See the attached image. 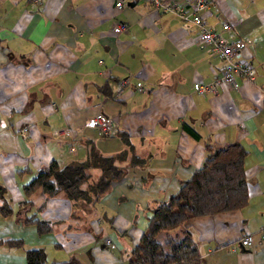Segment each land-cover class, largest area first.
<instances>
[{
	"label": "crops",
	"instance_id": "obj_1",
	"mask_svg": "<svg viewBox=\"0 0 264 264\" xmlns=\"http://www.w3.org/2000/svg\"><path fill=\"white\" fill-rule=\"evenodd\" d=\"M114 1L0 0V184L12 208L0 213V264H25V246H41L44 264L69 256L128 264L155 202L200 165L204 143L234 140L246 150V203L186 217L168 232L188 230L202 264H264V0H209L206 23L231 22L253 76L234 73L233 85L202 92L192 80L209 83L222 60L197 45L192 24L145 0ZM117 22L126 29L115 32ZM97 112L110 118L106 132L91 123ZM89 146L124 150L115 160L123 173L97 199L46 196L39 187L23 193L50 158L81 160ZM89 172L95 178L98 167ZM32 211L51 229L23 222ZM244 233L252 245L239 243Z\"/></svg>",
	"mask_w": 264,
	"mask_h": 264
},
{
	"label": "trees",
	"instance_id": "obj_2",
	"mask_svg": "<svg viewBox=\"0 0 264 264\" xmlns=\"http://www.w3.org/2000/svg\"><path fill=\"white\" fill-rule=\"evenodd\" d=\"M187 131L196 136L190 128ZM204 147L206 151L200 165L179 181L174 192L155 202L137 241L129 248L128 264H202L188 230H183L176 237L168 231L186 217L240 207L246 203L247 185L243 169L245 148L236 140L222 144L205 142ZM122 155L123 149L101 154L89 146L87 155L81 160L59 163L50 158L22 183V191L28 195L39 187L46 196L62 192L70 199L93 201L112 179L123 173L122 167L115 162ZM92 166L98 167V174L89 180V168ZM21 202L30 204L27 199ZM40 206L38 204L36 208ZM11 210L5 187L0 184V213L6 215ZM21 219L26 223H34L38 232L51 229V222L36 216L33 211L22 214ZM162 231L166 234L161 237ZM19 242V239H13V243ZM23 249L25 264H44L41 246H25ZM59 264L77 263L75 257L69 256Z\"/></svg>",
	"mask_w": 264,
	"mask_h": 264
},
{
	"label": "built area",
	"instance_id": "obj_3",
	"mask_svg": "<svg viewBox=\"0 0 264 264\" xmlns=\"http://www.w3.org/2000/svg\"><path fill=\"white\" fill-rule=\"evenodd\" d=\"M148 6L154 11H168L173 13L179 19L186 21L194 27V40L197 45L206 46L213 50L222 60L218 70L212 72V80L209 83L193 79L192 88L197 92H202L207 88L214 90L215 82H223L227 86L235 83L233 74L237 73L245 79H251L253 76V64L249 59L242 56L240 48L243 44L233 29L229 20H222L220 28L216 29L209 26L203 16V12L208 6L209 0H145ZM115 6H120L121 0L114 1ZM124 22H117L113 25L115 32L126 29ZM127 81V76L121 78L120 85ZM142 82L135 81V88L141 89ZM91 123L96 125L100 130L106 132L110 118L97 112L92 118ZM260 236H264V228L259 230ZM238 241L243 245H252L251 233H244L239 236Z\"/></svg>",
	"mask_w": 264,
	"mask_h": 264
},
{
	"label": "rangeland",
	"instance_id": "obj_4",
	"mask_svg": "<svg viewBox=\"0 0 264 264\" xmlns=\"http://www.w3.org/2000/svg\"><path fill=\"white\" fill-rule=\"evenodd\" d=\"M163 232H164V231H162V233H163ZM162 233H161V234H162ZM159 238H160V236H159Z\"/></svg>",
	"mask_w": 264,
	"mask_h": 264
}]
</instances>
